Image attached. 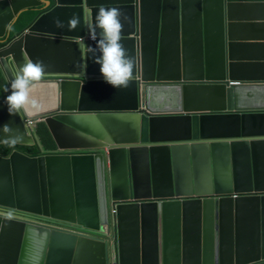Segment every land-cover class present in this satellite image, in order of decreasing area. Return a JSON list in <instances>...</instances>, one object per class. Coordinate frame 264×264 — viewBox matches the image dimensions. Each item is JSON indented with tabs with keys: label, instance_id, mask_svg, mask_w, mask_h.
Wrapping results in <instances>:
<instances>
[{
	"label": "water",
	"instance_id": "water-1",
	"mask_svg": "<svg viewBox=\"0 0 264 264\" xmlns=\"http://www.w3.org/2000/svg\"><path fill=\"white\" fill-rule=\"evenodd\" d=\"M101 7L123 13L124 89L79 43L95 46ZM2 38L10 82L29 59L65 79L33 81L36 108L0 100V143L34 145L23 120L42 118L61 152L0 155V207L17 211L0 209V264H107L93 228L115 203L118 264H264V0H0Z\"/></svg>",
	"mask_w": 264,
	"mask_h": 264
},
{
	"label": "clouds",
	"instance_id": "clouds-1",
	"mask_svg": "<svg viewBox=\"0 0 264 264\" xmlns=\"http://www.w3.org/2000/svg\"><path fill=\"white\" fill-rule=\"evenodd\" d=\"M26 12H32L35 13L36 16L41 12V8H39L38 11H31L28 10ZM25 12H23L16 23L11 25V29L7 30L6 36H8V39H12V37L17 33L22 31L24 28H26L30 23L35 19L34 16L31 17L30 21L27 24H24L21 21L22 15ZM123 16V13L118 8H104L101 7L98 9L96 16H95V24L90 32V37H87L86 39L90 42L94 41L95 46L85 44L82 40L79 42L82 47H85L87 52L86 54H91L93 60L95 63L100 65L99 71L104 79L105 82L110 84L112 87L117 89H124L127 88L133 79V59L128 54V50L124 47L121 39V34L123 31V23L121 22V17ZM34 18V19H33ZM33 19V20H32ZM55 27L57 28H64L65 22L60 20L59 18H55L53 21ZM80 26V20L78 17L73 16L67 21V27L71 30H75ZM96 28H99L100 31L96 32ZM8 40V41H9ZM0 47L5 45V38L0 39ZM98 53V54H97ZM9 57H5V62L8 60ZM2 58H0V72L3 76L7 88H5V91L7 92L6 96L0 98L5 99L7 105H8V111L9 113H18V111L22 108H25L26 106H30L32 108L38 107V104L35 100H31L29 98V88L33 81H37L39 79H45V80H58L59 82H62L65 77L62 75H44V65L41 61H32L27 60L24 65L19 67L17 70V73L15 75V78L9 81V79L6 76L4 65L2 63ZM23 122L26 125L27 133L30 135L34 141L35 144L32 146H23V145H16L13 143H9L14 145L15 147L11 148L10 151L7 154H1L2 156H7L11 152L19 151L23 154L31 155V156H40L42 154H53V153H61L56 152L57 147L54 144V140L44 123V119L42 118H26L23 120ZM44 125L46 130L48 131V142H44L42 135L39 131L40 126ZM4 131L7 132L9 130L8 126H4ZM7 142L0 143L6 144ZM18 147H28L30 148V152L23 151L19 149ZM106 153H108L107 148H105ZM44 152V153H43ZM74 154H82V151H74L72 152ZM101 153V152H100ZM234 197L238 195V193L232 194ZM153 199V197L145 198V199H134V198H127L125 199L126 202L130 201H136L138 203L142 202L143 200H149ZM158 200V199H153ZM124 201V200H123ZM159 202V201H156ZM116 204L111 206L108 209V223L101 224L98 228H93V230H96L100 232L101 234H104L103 237L106 238L107 242V253H106V262L107 264H118V251H117V242H116ZM1 210L9 212H16V210H11L10 208H4L0 207ZM90 214V213H89ZM23 218L31 219L35 223H42L45 225H49L52 227L57 226H68V227H75L76 229L78 227L83 228L81 225L76 224V222H67L62 221L57 218H53L49 215L44 214H38L33 212L28 213H21ZM24 215L28 216L25 217ZM86 230V229H85ZM79 233H82L79 229H77Z\"/></svg>",
	"mask_w": 264,
	"mask_h": 264
},
{
	"label": "trees",
	"instance_id": "trees-1",
	"mask_svg": "<svg viewBox=\"0 0 264 264\" xmlns=\"http://www.w3.org/2000/svg\"><path fill=\"white\" fill-rule=\"evenodd\" d=\"M5 88H7L6 82H5L3 76L1 75V72H0V98L6 96L7 92L5 91ZM39 131L42 135L44 142L50 141L49 137H48V131L46 130L44 125L40 126ZM13 147H15V146L12 144H9V143L2 144V145H0V153L1 154H7L10 151V149ZM18 148L23 150V151L30 152V148H28V147L27 148L26 147H18Z\"/></svg>",
	"mask_w": 264,
	"mask_h": 264
},
{
	"label": "rangeland",
	"instance_id": "rangeland-1",
	"mask_svg": "<svg viewBox=\"0 0 264 264\" xmlns=\"http://www.w3.org/2000/svg\"><path fill=\"white\" fill-rule=\"evenodd\" d=\"M32 16H36V14L35 13H32V12H25L23 15H22V18H21V21L24 23V24H27L29 21H30V19H31V17ZM34 19V18H33ZM32 19V20H33Z\"/></svg>",
	"mask_w": 264,
	"mask_h": 264
}]
</instances>
